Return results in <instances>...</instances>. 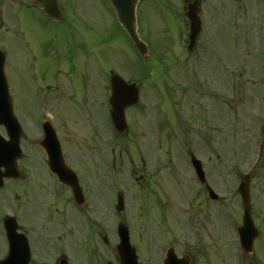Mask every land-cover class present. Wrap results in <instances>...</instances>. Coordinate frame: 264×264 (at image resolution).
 <instances>
[{
    "label": "rangeland",
    "instance_id": "rangeland-1",
    "mask_svg": "<svg viewBox=\"0 0 264 264\" xmlns=\"http://www.w3.org/2000/svg\"><path fill=\"white\" fill-rule=\"evenodd\" d=\"M185 2L141 0L142 37L154 51L146 61L137 59L133 45L119 29L107 0H63L78 30L72 29L74 43L100 50V53L95 52L100 60L108 53L106 63L111 69L127 79L143 81L140 107L128 115V134L115 139L109 129L92 134L86 122L89 132L81 133L77 143L89 164H84L76 144L69 150L79 157L68 159L76 160L79 167L85 165L83 173L92 193L96 196H100L97 194L100 191L106 193L108 201L100 197L101 204H115L114 193L125 194L127 224L135 226L138 246L145 256L148 243L153 244L154 252L156 247H159L157 252L161 248L164 251L172 243L182 246L176 234L171 239L169 232L177 233L185 219L193 217L204 234L205 246L201 250L207 259L202 262V254L198 253L197 264H237V233L230 224V214L241 221L243 211L237 187L249 170L254 173L252 208L264 233V133L261 134L264 127V13L258 0H240L236 4L232 0H204L202 43L190 55L185 49L188 34ZM12 6L8 0L4 2L5 15ZM14 7L16 34L10 42L12 24L5 22L0 45L15 51V67L10 74L17 85L20 103L16 114L25 124L27 135L22 141L26 156L22 162L32 167L27 174L32 179L37 176V161L32 165L31 161L33 156L37 157L34 141L40 140V132L35 121L29 120L30 115L36 118L40 112L39 86L44 81L43 75L37 78L32 74L38 67L34 60L43 54H54L59 45L64 47L70 31L64 27L50 32L40 11L20 9L16 4ZM69 24L72 26L71 21ZM145 82L147 88H144ZM64 89L59 87L55 91L61 93ZM69 107L72 108L70 104ZM73 108L78 114L74 111L72 117L84 122L77 106ZM61 113V108H57L56 115ZM54 122L63 137L71 136L67 119L54 118ZM92 122L99 126L104 124L102 116H96ZM100 140L102 144L107 142L106 160L100 159L92 148ZM187 152H194L202 159L208 184L220 196L217 203L199 197L200 186L192 176L185 157ZM91 165L95 167L94 188L92 178L84 171L90 172ZM74 166L77 167L76 163ZM9 189L7 186L0 192V201L4 200L0 203L3 217L7 213L5 202L9 204L15 193ZM15 191L26 192L20 187ZM94 200L98 206V199ZM100 211H104L102 206ZM114 214L112 211L105 216L108 223L111 221L112 232L117 225ZM141 215L148 221L147 227L141 225ZM186 229V226L185 230L181 229L182 233L186 234ZM257 247L247 261L264 264V238ZM190 264L196 262L191 260Z\"/></svg>",
    "mask_w": 264,
    "mask_h": 264
},
{
    "label": "flooded vegetation",
    "instance_id": "flooded-vegetation-1",
    "mask_svg": "<svg viewBox=\"0 0 264 264\" xmlns=\"http://www.w3.org/2000/svg\"><path fill=\"white\" fill-rule=\"evenodd\" d=\"M186 1L191 3L195 0ZM203 1L200 0V4H203ZM232 1L238 2L239 0ZM261 2L264 3V0H261ZM25 7L27 9H33L34 7L41 9V7L35 4L34 7L31 4H25ZM201 8L200 5V10ZM67 14V10H65V17L60 22L45 16V20L47 21L46 26L50 32L57 28H69L70 38L65 43L66 47L64 46V48L59 45L54 54H43L38 56V60H34V65L38 67L32 71V74L34 73L37 78L41 75L44 77L43 84L39 86L40 112L36 118L30 115L31 119L29 120L31 123L35 121V125L38 126L37 129L40 132V140L34 141V144L37 146L36 149L38 150L36 156L40 159L33 156L31 161V165L33 161H37V176L32 177V179L27 176L29 169H32V167H27L23 163V160L26 158L23 150L24 155L22 159L17 161L18 175L20 178H11L6 181L5 187L9 186V191H14L16 194H13L14 197L11 196L12 198H10L9 204H7V201L5 202L4 207H7V209H4L7 210V214L15 216L18 222L19 232L25 235L27 239L28 250L26 251V249L20 248L15 253L23 256V262L28 260V264H120L121 257L117 255L115 249L119 239L116 229L117 225L112 232L110 226L111 221L108 223L105 219V216L111 215L112 211H114L116 224L123 223L129 227L133 245L139 257L138 259L144 264H165L167 260L173 264H184L185 260L183 257L187 255L191 257L192 263L196 262L197 264V256L202 254L201 249L205 246V237L196 219L193 217L189 218L188 223L185 225L187 227L186 234L182 233V231H177L176 233L175 230L169 232L171 239L176 234V239L182 243V246L172 243L164 251L161 248L157 252L159 247H156L154 252L153 244L148 243V246H145L147 249L145 256L138 246V240L134 230L135 226L127 224L126 217L129 216L127 213V201L125 211L118 213L115 210V204L111 202L108 205L106 203H100L101 198L108 201L105 192L100 191V193H97L100 196H96L95 192L92 193L91 185L83 173V168H85L84 164L87 162H85V156L81 155L83 153L77 141L81 133L89 132L88 127L92 129V134L93 131L96 134L102 129L104 131H108L109 129V134H111L112 80L116 75H121L111 69L110 65L106 63L108 53H105V58L100 60V55H96L95 49L89 48L87 45L86 47H82L74 43L71 34L72 29L77 30V28L72 21L73 19L67 16ZM5 17H7L9 22L15 20L14 7H11L6 15L0 14V31L4 23L3 18ZM70 21L72 26L69 24ZM10 42L12 41L10 40ZM14 52L13 48H8L7 50L6 76L14 112L17 116V104H20L17 98V85L10 74L16 62ZM27 52L30 53V49ZM101 61L103 62L101 63ZM9 65L11 69H9ZM122 78L130 84L135 83L138 87L140 98L143 97L142 80H138L137 78L127 79L125 76H122ZM59 87L65 89L61 93H58L55 90ZM144 88L147 87L144 86ZM140 103L139 101L138 104L127 108L126 114L129 115L130 112L132 113L136 108L140 107ZM69 104L72 108L69 107ZM73 105L77 106L82 117L85 118L84 122L82 120L79 122L72 117V112L74 113L76 111ZM57 108H61L62 110L60 115H56ZM96 116H102L103 126L102 124L99 126L97 122L93 124L92 119L95 120ZM54 118L61 120L67 119L71 127V136L69 138L63 137V134L59 132L60 129L55 124ZM18 119L24 132V137L21 140L22 145V141H25L27 135L24 129L25 124L22 123L20 117ZM86 122H88V127L84 124ZM82 124H84L83 128ZM50 135L57 136L67 165L79 175L81 188L77 187L78 193H73L69 186L63 184L48 169L47 156L40 142ZM46 142L48 146H52L53 140L46 139ZM75 144L81 151L80 155L84 162L82 167L78 166L76 160L68 159V157H79L69 150ZM106 145L107 142L102 144L100 140V143H96L92 147L95 154H98L99 158L103 160H106V154L104 153L108 148L105 147ZM87 151L91 154L90 149ZM75 163L77 167L74 166ZM91 168L92 170L90 172L88 170L84 171L87 172V177L93 180L92 176L95 175L94 165H91ZM16 187L23 188L26 192H16ZM204 189L205 187L203 186L202 190L204 191ZM17 194L22 195V197L20 198ZM94 198L98 199V206ZM19 200L22 201V204L19 203ZM2 201L4 200H1L0 203ZM101 206L104 208L103 212L100 211ZM144 215L148 216L146 214ZM93 217L101 219L95 220ZM141 225L143 227H147L148 225V221L143 216ZM185 226L183 230H185ZM171 248L174 249L172 250V257H167V254L171 252ZM7 253L8 246L3 240L2 235H0V259L4 258ZM14 260L16 259L14 258ZM203 260L205 262L207 260L204 258V254H202V262ZM250 264L253 263L250 262Z\"/></svg>",
    "mask_w": 264,
    "mask_h": 264
},
{
    "label": "water",
    "instance_id": "water-1",
    "mask_svg": "<svg viewBox=\"0 0 264 264\" xmlns=\"http://www.w3.org/2000/svg\"><path fill=\"white\" fill-rule=\"evenodd\" d=\"M45 4V10L46 12L52 16V17H58L59 11H60V5L59 0H43ZM116 13L119 22L123 25V27L128 32L130 38L133 40L135 45L139 50H141L143 53H145V44L140 39L138 32H137V18H136V11L137 6L139 4L140 0H110ZM187 15L189 19L191 20V30H192V36L191 40L194 41L196 39L197 34L200 31L201 22L198 16V8L195 5H191L189 7V11L187 12ZM4 56L3 53H0V58ZM3 63H1V68H3ZM119 83L122 84V87L126 86V83L124 81H119ZM118 81H115V88L119 85ZM119 94V93H118ZM119 95H114L113 103L115 107H121V104H119ZM116 102V104H115ZM6 111V105L4 103H0V124L5 123L6 124V118L3 117V113ZM3 112V113H2ZM114 121L119 129L123 130L125 127V120L123 112L118 113L117 111L114 114ZM16 139V138H15ZM16 142V140H15ZM17 143H19V138L17 140ZM14 144V142H13ZM8 143H3L1 145V148H7V152L9 149ZM8 154V153H7ZM3 157L1 156V159ZM252 175H248L245 178H243L241 185H240V193L242 195L243 200V207H244V225L240 228V232L242 235L243 243L245 245V248L247 252H251L253 249V242L256 238V228L254 225V221L251 215V208H250V182H251ZM123 242H128V237L122 238ZM9 260H5L1 262L0 264H12L8 263Z\"/></svg>",
    "mask_w": 264,
    "mask_h": 264
}]
</instances>
